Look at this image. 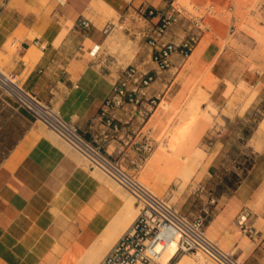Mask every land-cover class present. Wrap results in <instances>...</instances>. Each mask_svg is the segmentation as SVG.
I'll return each instance as SVG.
<instances>
[{
  "label": "crops",
  "instance_id": "crops-1",
  "mask_svg": "<svg viewBox=\"0 0 264 264\" xmlns=\"http://www.w3.org/2000/svg\"><path fill=\"white\" fill-rule=\"evenodd\" d=\"M171 1L0 0V63L19 76L25 89L51 103L113 156L124 148L138 159L139 151L132 143L123 146L120 137L135 130L133 142H143L147 133L153 150L141 168L128 165L129 170L157 192L172 195L180 190L181 213L203 217L207 235L245 264H264V144L252 160L233 159L225 143L218 145L225 131H216L215 141L203 149L204 158L196 160L192 157L213 127L206 116L192 118L185 113L191 88L207 69L217 79L208 90L210 101L221 103L226 81H236L242 55L237 48L213 40L190 63L194 50L186 58L174 52L171 66L158 70L148 88V95L160 99L149 118L143 123L131 117L127 105L116 111L123 121L119 137L104 140L101 135L97 116L122 69L132 62L155 68L151 47L138 33L158 15L146 23L141 12L147 7L164 10ZM191 1L198 6L208 1L229 3L228 9L234 10V0ZM84 19L89 25L82 24ZM188 29L186 21L175 22L165 39L179 41ZM230 31L234 34L235 28ZM200 87L206 89L202 83ZM14 104L3 103L7 110L1 114L5 120H17L11 119L14 132L0 142V264H77L122 209L126 189L84 163L66 141ZM254 108L251 103L242 114L224 117L226 126L237 119L242 132L249 130ZM186 121H190L187 134ZM241 214L247 215L248 230L238 221Z\"/></svg>",
  "mask_w": 264,
  "mask_h": 264
},
{
  "label": "built area",
  "instance_id": "built-area-1",
  "mask_svg": "<svg viewBox=\"0 0 264 264\" xmlns=\"http://www.w3.org/2000/svg\"><path fill=\"white\" fill-rule=\"evenodd\" d=\"M193 12L176 0L168 8L157 10L147 7L141 12L144 22L158 15L156 22L145 24L138 33L151 47L150 58L155 68L132 62L126 65L98 113L104 140L119 137L123 121L117 116V109L130 105L131 117H139L144 123L155 107L160 103L157 95H148V88L155 80L158 70L171 66V56L179 52L188 57L194 50L203 34L210 29L206 23L207 14L214 12V5L205 8L204 13L194 8ZM179 21H186L189 27L179 41L166 40L169 27ZM87 26L89 21L82 20ZM107 24L105 29L110 26ZM0 88L6 91L16 103L31 113L34 118L54 131L73 149L86 158L91 167L99 168L106 176L136 198L139 213L129 228L113 244L98 264H151L156 263L162 251L169 243L177 242V253H204L218 264H245L234 253L224 250L216 240L210 238L205 229L203 217H189L181 213L164 197L155 193L137 175L130 171L128 165L139 169L153 150L152 139L144 134L143 142H133L135 130L120 137L123 146L130 145L139 151V157L132 158L124 148L116 149L117 156L107 153L94 140L90 139L73 122L65 120L51 103L43 101L36 94L25 89L16 73L0 72ZM246 214L239 216V223L246 230Z\"/></svg>",
  "mask_w": 264,
  "mask_h": 264
},
{
  "label": "rangeland",
  "instance_id": "rangeland-1",
  "mask_svg": "<svg viewBox=\"0 0 264 264\" xmlns=\"http://www.w3.org/2000/svg\"><path fill=\"white\" fill-rule=\"evenodd\" d=\"M176 1L195 13L197 12L194 9L195 7L200 9V13H204L205 8L210 4H213L214 12L207 14L205 17V21L210 25V29L205 32L203 39L200 41H203V43H208L213 40H217L223 46L230 45L234 48H237L242 53V55L238 57L237 61L239 67L237 70L238 72H236V81H233V83L229 80L226 81L227 87L224 91V98L219 105L213 104L209 98L208 90H212V88L215 86V83L217 82V79L215 78V80H213L210 78L211 72L208 69L195 80L197 86L191 88L192 99L186 104V109L184 108L186 117L197 118L199 115H204L211 121L213 127L212 135L207 137V141H205L201 149L197 150V153L192 158L196 160H202L206 155L203 149L210 145L211 141H215L216 131L222 130L225 131V134H223L221 137H218V145L220 146L221 143H225L224 148L227 149V154L233 159L242 160L243 157H247L248 160H252L256 155V151L260 150L264 144V142H262L256 146L251 140L263 119L257 126L256 124L258 120L264 116V0H234V10L232 11L228 9L229 3L221 6L213 1H208L202 6H198L191 0ZM231 26L235 28L234 34L230 33ZM0 69L5 73H9L4 69L2 63H0ZM242 70L244 71L242 72ZM200 83L206 85V89H202L200 87ZM229 83H232L231 86ZM1 96L6 97L5 100L2 99ZM9 97V94L0 88V142L5 141L7 138H9L7 137L8 134L14 132L11 119L14 121L17 120L16 117H11L10 120H5V116L4 118H1V114H3V112L5 113L7 110L3 108V103L7 105L8 100L12 106L14 104L13 100ZM203 102H206V106L204 108H202ZM251 103H253V107L255 106V108L253 109V115L249 120V124L251 126L249 130H244L242 132L240 130L241 123L237 122V119L232 121L229 124V127L226 126V120L224 117H233L235 113L242 114L251 105ZM12 106H9V109L14 110ZM14 106H17V104L15 103ZM39 123L48 128L42 122L39 121ZM185 126L188 132L190 121H186ZM50 131L52 130L50 129ZM52 132L58 136L54 131ZM238 132H240L239 136ZM185 136L186 135H184L183 138H185ZM183 138H181L180 141ZM175 143L176 141L174 138H172L169 146L171 152H173V149L176 147ZM74 151L80 155L84 163L89 164L88 160L84 158L83 155H81L75 149ZM188 160H190V158H187V161ZM92 168L100 172L111 181H114L110 177L106 176L105 173H103L99 168ZM140 179L142 178L140 177ZM184 186L185 184H182L181 188ZM150 188L153 189L152 187ZM153 191L168 200L175 208L179 209L177 199L180 190L173 191L172 195L169 193L163 194L157 192L154 189ZM125 192L127 195L133 196L129 191L126 190ZM133 198L134 204L137 205L136 198L134 196ZM138 212L139 206L128 227L135 219ZM126 229L122 232V234L126 231ZM112 245L113 244H111L105 250L99 252L95 256L94 260H91V262L88 264H98ZM185 253L192 254L189 252ZM185 253H178L172 262H175L179 256H182ZM200 255L207 256L204 253H201ZM205 258L211 261L213 260L208 256ZM172 262L168 264H172ZM216 263L217 262L215 261V264Z\"/></svg>",
  "mask_w": 264,
  "mask_h": 264
},
{
  "label": "bare ground",
  "instance_id": "bare-ground-1",
  "mask_svg": "<svg viewBox=\"0 0 264 264\" xmlns=\"http://www.w3.org/2000/svg\"><path fill=\"white\" fill-rule=\"evenodd\" d=\"M65 21H67V20H65ZM69 22H66V23L68 24ZM71 23H73V22H71ZM69 25H70V23H69ZM71 25H70V27H71ZM66 31L68 32V29ZM59 40H61V39H59ZM205 45H206V43L205 42L203 43V41H200L197 44L194 51L189 56V63L195 62L199 58V56L202 53ZM187 60H188V58H187ZM190 65L191 64H189V66ZM186 67H188V66H186ZM183 68H184V66H183ZM1 71L2 70L0 69V72ZM210 78L215 80L216 76L214 74L210 73ZM229 84L231 86L232 83H229ZM164 105L167 106V103L163 102V106ZM187 133L188 132H186V134ZM251 140L256 146H258L260 143L264 142V118L260 122L259 127H258L254 137ZM133 196L127 195L125 197V203H124L122 209L118 212V214L115 216V218L109 223V225L105 228V230L97 237V239L94 241V243L91 245V247L85 252V254L81 257V259L79 260V262L77 264H88V263H90L91 260H94L95 256L99 252H101L102 250H105L111 244L115 243V241L117 240L118 237L120 238L122 236V232L128 227L131 219L133 218V216H135V213L138 209V206L134 204ZM177 247H178V245H177L176 241L169 243L168 246L162 251L161 255L158 257L156 263L157 264H168L169 261L172 259V257H174V255L177 251ZM199 253L201 254V252H199ZM199 253H192V254H186L185 253L176 261L175 264H215V261L212 260L213 261L212 262L211 260H208L205 258L207 256L200 255Z\"/></svg>",
  "mask_w": 264,
  "mask_h": 264
}]
</instances>
